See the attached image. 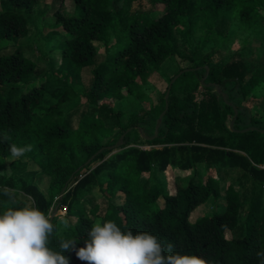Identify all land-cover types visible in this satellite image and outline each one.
<instances>
[{"label": "trees", "instance_id": "trees-1", "mask_svg": "<svg viewBox=\"0 0 264 264\" xmlns=\"http://www.w3.org/2000/svg\"><path fill=\"white\" fill-rule=\"evenodd\" d=\"M156 5L164 10L153 17ZM39 6L40 0L1 3L0 40L11 45L0 50V189L15 190L17 199L5 203L0 193V214L30 198L51 217L56 230L49 247L57 251L69 239L83 247L93 224L111 220L122 231L151 232L165 247L171 243L212 264H259L264 60L248 61L244 50L257 40L264 46V0H51L42 22L53 20L66 35L42 72L25 56L24 43L43 36L34 20ZM232 26L243 47L205 53L207 38L223 41ZM97 42L105 46L102 60ZM175 58L185 66L172 86L159 103H140L124 125L117 107L141 99L151 71ZM85 69V90L76 92ZM55 85L64 91L48 102ZM76 101L79 107H69ZM11 144L31 151L12 158ZM169 169L189 176L163 185L155 175ZM236 171L251 183L246 202L222 176ZM211 197L217 211L191 222ZM64 255L70 264H84L74 252Z\"/></svg>", "mask_w": 264, "mask_h": 264}, {"label": "clouds", "instance_id": "clouds-1", "mask_svg": "<svg viewBox=\"0 0 264 264\" xmlns=\"http://www.w3.org/2000/svg\"><path fill=\"white\" fill-rule=\"evenodd\" d=\"M7 139V137H5ZM12 158H19L31 151V145H10ZM5 203H15V190L3 188ZM62 223L67 226L68 221ZM56 228L30 198L19 207H7L0 214V264H70L64 252H74L84 264H212L210 259L183 254L166 247L158 236L148 231L133 233L122 231L111 220L95 223L87 233L83 247L74 240L60 241V250L49 247ZM259 264H264V251L258 252Z\"/></svg>", "mask_w": 264, "mask_h": 264}, {"label": "rangeland", "instance_id": "rangeland-1", "mask_svg": "<svg viewBox=\"0 0 264 264\" xmlns=\"http://www.w3.org/2000/svg\"><path fill=\"white\" fill-rule=\"evenodd\" d=\"M5 0H0V10H1V3ZM50 1L51 0H40V6L36 10L35 16L38 17L37 19L34 18L35 24L39 27L40 30L43 32V36L37 38L27 39L24 41V43L29 45V49L26 52L25 56L29 59H32L37 63V69L38 72L46 71L49 69L48 66V60L51 54L54 53V56H57L55 52L59 50V48L62 45L61 37L63 35H66V32L60 27V26H53L55 23L53 20H47L42 22L41 16L44 15V13L47 11V9L50 8ZM145 2V1H144ZM143 2V3H144ZM143 9H148L147 4L143 6ZM164 10L163 5H156L154 12L152 13L153 17L159 16L162 11ZM198 36L204 37L203 33L198 34ZM243 37L240 35L239 29L236 26H232L229 31V37L223 41H221L216 35H213L211 37L207 38L208 43L206 44L205 53H209L215 50H221L224 53L229 52L232 49H240L243 47L242 42ZM29 41V42H28ZM32 41V42H31ZM11 45L10 42L0 40V50L3 48H7ZM95 47L98 53V57L100 60L104 57L105 52V46L97 42L95 43ZM180 53L182 54H188L186 49L180 47ZM244 53L246 56L250 57L246 60L248 61H260L264 60V46L261 45L260 41H255L252 44L248 45ZM58 57V56H57ZM261 58V59H260ZM57 58H55L56 60ZM58 60L56 61V63ZM55 63V64H56ZM59 65V63L57 64ZM181 66H185L184 61L181 60V58H175V59H169L167 60L161 67V70L159 72L153 70L149 74L146 83L144 84V96L141 99H137L138 97H130L125 102L120 104L117 108L124 112L123 116V124L128 123V116L132 112H136L139 110V104H156L159 103L160 99L162 98L163 92L168 86L171 81L174 79L173 77L176 75V73L180 70ZM88 71L89 69H85L82 74V85H74V90L76 92H83L85 90V85L88 81ZM173 78V79H172ZM42 81V79H39L38 82ZM64 91V87L62 85H55L53 87H50L47 91V97L46 101H55V99L58 97L59 94H61ZM140 98V97H139ZM80 101H76L73 104L69 105V107H79ZM34 111L38 113H42V110H39V108H34ZM140 133L143 134V130H140ZM119 134V130L116 129L115 135ZM150 146L142 147V149H149ZM155 148H161V146H156ZM181 177H188V173H183L180 171H176L173 169H169L166 173L163 174H156V179L161 184H174L175 185V178L176 176ZM242 172L236 171L232 174H223L222 176L226 179L228 183H233L234 186H237L240 190L241 198L244 202H246L249 197L251 196V183L248 179L242 177ZM150 176L145 175L142 178V182L147 180ZM94 196L101 200L102 193L99 191V189L94 190ZM215 198L211 197L209 198L205 203H203L201 206H199L192 214L190 215V221L196 220L198 217L210 214L214 211H217L215 207ZM23 201H26L23 199ZM56 201V200H55ZM214 206V207H213ZM222 206H224V199H220L217 202V207L220 209Z\"/></svg>", "mask_w": 264, "mask_h": 264}, {"label": "water", "instance_id": "water-1", "mask_svg": "<svg viewBox=\"0 0 264 264\" xmlns=\"http://www.w3.org/2000/svg\"><path fill=\"white\" fill-rule=\"evenodd\" d=\"M179 75H180V74H178L177 76L174 77V79H173V80L171 81V83L169 84V88L172 86V84H173L174 81L178 78ZM169 91H170V89H168V91H167V93H166V96H165V97H166V100L168 99ZM236 116H237V113H236ZM162 117H163V115H161L160 118L162 119ZM246 131H247V130H246ZM246 131H245V132H246Z\"/></svg>", "mask_w": 264, "mask_h": 264}]
</instances>
